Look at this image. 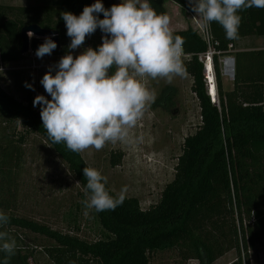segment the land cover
I'll return each mask as SVG.
<instances>
[{"label":"trees","instance_id":"trees-1","mask_svg":"<svg viewBox=\"0 0 264 264\" xmlns=\"http://www.w3.org/2000/svg\"><path fill=\"white\" fill-rule=\"evenodd\" d=\"M165 1L178 5L181 13L192 12L188 0H148L158 14H166ZM95 2L0 4V65L23 58L22 26L35 23L56 30L59 39L71 41L61 14L79 16L85 6ZM100 2L105 9L115 4V0ZM238 14L242 18L238 37L264 36V9L253 7ZM95 15L104 18L103 13ZM95 32L105 35L99 28ZM209 32L216 51L234 56L232 89H223L218 56L214 55L220 109L214 105L206 93L203 65L198 60V55L208 49L207 42L191 27L173 31L183 37V51L189 54L183 63L192 77L191 91L199 103L201 123L185 137L174 177L155 204L142 209L137 198L126 197L115 210H91L101 227V236L94 241L11 211L16 207L15 179L23 158L21 145L28 134H40L50 144L78 181L84 196L83 169L89 166L80 153L69 151L62 143H52L43 128L40 109L32 107L31 92L19 100L0 86V211L10 218L0 230L7 231L18 245L9 264H31L33 256V250L13 230H28L51 240L44 249L52 264H150L151 254L171 250L177 251L183 261L195 259L199 264H212L232 249L237 256L228 264H250L247 251L264 238V109L259 105L264 93V48L230 52L228 45L234 40L225 38L221 25L212 22ZM69 51L61 45L52 53ZM18 126L21 129L17 131ZM120 158V153H114L111 164H118ZM106 189L116 196L107 184ZM3 257L0 253V262Z\"/></svg>","mask_w":264,"mask_h":264},{"label":"clouds","instance_id":"clouds-1","mask_svg":"<svg viewBox=\"0 0 264 264\" xmlns=\"http://www.w3.org/2000/svg\"><path fill=\"white\" fill-rule=\"evenodd\" d=\"M188 3L202 27L207 29L216 22L228 40L238 39L242 19L239 12L253 7L264 9V0ZM99 13H103V19L95 15ZM61 15L71 38L70 51L60 58L55 75L50 68L40 81L51 99L37 95L33 100L34 107L41 106L40 117L49 139L74 153L100 151L109 143H131L130 131L156 100L142 81L164 79L170 84L175 77L188 75L182 60L183 37L173 34L170 17L158 14L148 0H121L108 9L96 0L85 6L79 16L70 12ZM97 28L105 34L98 49L89 47L74 58L71 51L81 47ZM56 47L50 37H45L35 54L43 58ZM83 175L86 198L82 204L87 210H115L123 204L126 186L113 196L106 189L107 177L100 171L85 167ZM9 221V216L0 211V229ZM17 250L16 240L0 230V253L4 254L0 264H9Z\"/></svg>","mask_w":264,"mask_h":264},{"label":"rangeland","instance_id":"rangeland-1","mask_svg":"<svg viewBox=\"0 0 264 264\" xmlns=\"http://www.w3.org/2000/svg\"><path fill=\"white\" fill-rule=\"evenodd\" d=\"M120 2L115 0V4ZM48 3L49 0H0V4L16 6ZM164 5L170 20L182 22L173 23L172 30L187 27L197 29L200 18L196 14L190 18L189 12L181 13L179 6L177 8L170 1ZM70 42L68 38H62L60 46L67 48ZM101 43L102 35L94 32L71 54L75 58L89 47L97 50ZM23 55L19 61L3 64L0 86L19 100L23 99L27 91L51 99L40 81L50 68L55 75V66L66 54L51 53L38 58L29 51ZM182 60L184 62L186 57H182ZM222 78L224 90H231L233 81L227 77ZM142 82L155 94L156 100L130 131L132 142L109 143L100 151L88 149L80 154L90 168L97 169L107 177V185L116 195L126 186V197L137 198L140 207L147 209L159 200L163 188L173 179L183 141L196 131L201 117L198 100L191 91L192 77L189 74L186 78L175 77L170 84L164 79L151 78ZM26 84L32 87H26ZM21 148L23 158L20 167L16 169L15 179L16 207L11 211L87 241L100 238L101 227L91 210L82 204L86 197L78 181L50 144L40 134L30 133ZM114 153L121 154L116 165L110 162ZM15 232L23 244L33 250V256L29 259L31 264H52L44 249L51 240L28 230H13ZM247 254L250 264H264V238L255 242ZM236 256V250L232 249L212 264H228ZM149 261L150 264H199L195 259L183 261L175 250L153 253Z\"/></svg>","mask_w":264,"mask_h":264},{"label":"built area","instance_id":"built-area-1","mask_svg":"<svg viewBox=\"0 0 264 264\" xmlns=\"http://www.w3.org/2000/svg\"><path fill=\"white\" fill-rule=\"evenodd\" d=\"M198 34L200 37L205 40L208 44V49L204 52L198 55V60L203 65V80L205 85V90L207 95L209 96L210 101L216 105L220 109L219 105V97H218V90H217V78H216V72L214 67V55L218 56V66H219V75L221 79L222 77H227L230 80L233 81L234 79V67H235V59L232 54H220L218 51L214 49L212 37L209 32V27L205 29L204 27L198 24L197 29ZM228 49L230 52H233V45L229 44ZM183 57H189V54H183ZM228 64L230 67H228ZM0 69H3V65H0ZM32 107L35 110H39V104H37L35 107L33 106V100L37 96V94L32 95ZM245 105V103H244ZM264 109V93L262 95L261 101L259 103Z\"/></svg>","mask_w":264,"mask_h":264},{"label":"water","instance_id":"water-1","mask_svg":"<svg viewBox=\"0 0 264 264\" xmlns=\"http://www.w3.org/2000/svg\"><path fill=\"white\" fill-rule=\"evenodd\" d=\"M32 33V37L29 34ZM45 37H50L57 45L54 49H58L60 46V39L58 32L54 29H48L41 27L38 24L24 25L20 29V53L25 54L27 52L36 53L37 48L44 43Z\"/></svg>","mask_w":264,"mask_h":264},{"label":"crops","instance_id":"crops-1","mask_svg":"<svg viewBox=\"0 0 264 264\" xmlns=\"http://www.w3.org/2000/svg\"><path fill=\"white\" fill-rule=\"evenodd\" d=\"M166 2L167 1H165V3ZM175 6L177 7L178 5L175 4ZM166 14H167V11H166ZM195 14L196 13H193L192 14L191 12H189L188 17H189V15H190V18L191 17H195ZM170 21H171L170 22V28H172L171 26L175 22L173 20H170ZM177 23L182 24V22H177ZM177 23H175V24H177ZM173 31H176V30H172V32ZM232 45H233V50H237V49H240V50L241 49L250 50V49L264 48V36H258V35H255V34H246V35H243L241 37H238V39L234 40L233 43H232ZM232 87H233V84H232Z\"/></svg>","mask_w":264,"mask_h":264},{"label":"bare ground","instance_id":"bare-ground-1","mask_svg":"<svg viewBox=\"0 0 264 264\" xmlns=\"http://www.w3.org/2000/svg\"><path fill=\"white\" fill-rule=\"evenodd\" d=\"M228 67H230V65L228 64Z\"/></svg>","mask_w":264,"mask_h":264}]
</instances>
